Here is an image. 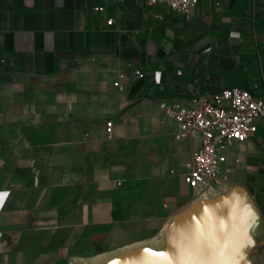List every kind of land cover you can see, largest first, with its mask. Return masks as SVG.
I'll return each mask as SVG.
<instances>
[{
	"label": "crops",
	"instance_id": "obj_1",
	"mask_svg": "<svg viewBox=\"0 0 264 264\" xmlns=\"http://www.w3.org/2000/svg\"><path fill=\"white\" fill-rule=\"evenodd\" d=\"M231 87L264 99V0H200L188 13L0 0V264H91L156 242L200 196L184 181L200 139H176L160 105ZM228 165L223 179L264 220V119Z\"/></svg>",
	"mask_w": 264,
	"mask_h": 264
},
{
	"label": "water",
	"instance_id": "obj_2",
	"mask_svg": "<svg viewBox=\"0 0 264 264\" xmlns=\"http://www.w3.org/2000/svg\"><path fill=\"white\" fill-rule=\"evenodd\" d=\"M91 264H264V220L244 186L219 181L176 212L156 242Z\"/></svg>",
	"mask_w": 264,
	"mask_h": 264
},
{
	"label": "built area",
	"instance_id": "obj_3",
	"mask_svg": "<svg viewBox=\"0 0 264 264\" xmlns=\"http://www.w3.org/2000/svg\"><path fill=\"white\" fill-rule=\"evenodd\" d=\"M199 1L145 0L149 6L163 3L179 13L190 12ZM94 10L103 12L105 7L98 5ZM113 22V18L108 19V24ZM128 68L136 78L144 77L143 72L132 63L128 64ZM126 77L125 72L121 73L114 85L120 87L121 80ZM160 108L177 124L176 139L193 136L200 139V147L193 153L184 175L186 184L200 195L209 192L231 172L228 165L230 150L236 143L249 140L257 131V121L264 119V99L240 87L201 95L187 105L162 102ZM112 125V122L107 123L108 133L112 132Z\"/></svg>",
	"mask_w": 264,
	"mask_h": 264
},
{
	"label": "rangeland",
	"instance_id": "obj_4",
	"mask_svg": "<svg viewBox=\"0 0 264 264\" xmlns=\"http://www.w3.org/2000/svg\"><path fill=\"white\" fill-rule=\"evenodd\" d=\"M221 181H226V182H230V183H233V182H231V181H227V180H225V179H221ZM210 192V191H209Z\"/></svg>",
	"mask_w": 264,
	"mask_h": 264
},
{
	"label": "clouds",
	"instance_id": "obj_5",
	"mask_svg": "<svg viewBox=\"0 0 264 264\" xmlns=\"http://www.w3.org/2000/svg\"><path fill=\"white\" fill-rule=\"evenodd\" d=\"M7 194L6 193H4V194H0V197H2V196H6Z\"/></svg>",
	"mask_w": 264,
	"mask_h": 264
},
{
	"label": "snow or ice",
	"instance_id": "obj_6",
	"mask_svg": "<svg viewBox=\"0 0 264 264\" xmlns=\"http://www.w3.org/2000/svg\"><path fill=\"white\" fill-rule=\"evenodd\" d=\"M161 255H162V253H161Z\"/></svg>",
	"mask_w": 264,
	"mask_h": 264
}]
</instances>
